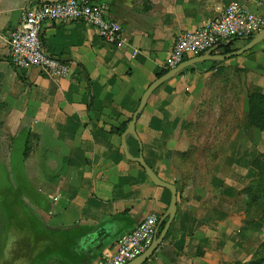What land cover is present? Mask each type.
Instances as JSON below:
<instances>
[{
  "label": "crops",
  "instance_id": "0c3cea01",
  "mask_svg": "<svg viewBox=\"0 0 264 264\" xmlns=\"http://www.w3.org/2000/svg\"><path fill=\"white\" fill-rule=\"evenodd\" d=\"M44 1L55 0H0V163L18 140L28 148L19 168L5 169L16 197L8 211L0 189V264H94L147 214L160 220L168 208L170 193L126 158L122 134L177 36L232 1L264 20V0H88L106 4L122 43L82 21L44 22L43 48L69 66L63 77L10 59L9 33ZM250 38L185 60L241 50ZM251 92L264 94V39L189 66L149 96L127 149L175 185L177 206L146 264H237L264 239V225L248 226L241 211L253 163L264 167V132L246 121Z\"/></svg>",
  "mask_w": 264,
  "mask_h": 264
},
{
  "label": "built area",
  "instance_id": "2783aa9c",
  "mask_svg": "<svg viewBox=\"0 0 264 264\" xmlns=\"http://www.w3.org/2000/svg\"><path fill=\"white\" fill-rule=\"evenodd\" d=\"M106 9V4L88 0H55L25 10L6 39L12 63L19 69L37 67L49 77L68 74L69 66L43 48L41 30L47 21H82L93 27L104 41L120 45L119 25L107 17ZM263 27L261 17L232 1L219 17L179 34L166 57L164 68H175L187 57L212 51L222 42L252 37ZM158 221L155 213L147 214L133 229L119 236L111 254H104L94 264H128L134 260L152 243Z\"/></svg>",
  "mask_w": 264,
  "mask_h": 264
},
{
  "label": "water",
  "instance_id": "95a60500",
  "mask_svg": "<svg viewBox=\"0 0 264 264\" xmlns=\"http://www.w3.org/2000/svg\"><path fill=\"white\" fill-rule=\"evenodd\" d=\"M264 39V27L258 31L256 34H254L250 39L248 44L243 47L241 50L230 52V53H225V54H212L211 52L197 56L192 59H188L185 61H182L180 64H178L175 68H172L162 75L158 76L145 90L143 95L140 98L139 104L134 111L131 120L128 122V125L126 129L124 130L122 134V146L124 150V154L126 158L129 160L135 161L140 166L143 168L145 174L147 177L157 186H160L162 188L167 189L170 192V202L168 205V208L164 214V216L158 221L156 230H155V235L152 243L150 246L138 257H136L134 260L129 262L128 264H144L154 253V251L158 248L162 240L164 239L166 233L168 232V229L170 227L171 222L173 221L175 214H176V206H177V189L174 184L163 181L160 179L155 172L151 169L150 166L145 162L142 154L140 153L137 157H133L129 154L128 149H127V143H126V136L127 135H132L137 139V135L135 132V123L137 120L138 115L142 112L144 109L147 100L151 93L158 88L161 84L166 82L168 79L171 77L175 76L185 68L192 66L198 62L206 61V60H225L227 58H230L234 55H238L248 49H250L252 46L255 44L261 42ZM163 224V227L160 229L161 225Z\"/></svg>",
  "mask_w": 264,
  "mask_h": 264
},
{
  "label": "trees",
  "instance_id": "16d2710c",
  "mask_svg": "<svg viewBox=\"0 0 264 264\" xmlns=\"http://www.w3.org/2000/svg\"><path fill=\"white\" fill-rule=\"evenodd\" d=\"M226 51H229L226 48ZM168 71V69L162 70L158 76ZM247 115L246 121L250 127H254L264 132V94L258 92H251L247 96ZM120 131V130H119ZM118 132V131H117ZM119 133V132H118ZM27 146L21 151L22 157L27 155ZM258 160L253 164L258 170L256 177L252 179L249 184L242 190V195H245L250 202H259L258 210H262L261 213L264 216V167L262 164H257ZM20 165V163H19ZM167 190V189H166ZM169 192V191H168ZM170 193V192H169ZM255 202V203H256ZM163 227L161 225L160 229ZM264 243L261 244L260 250L255 253L253 259L245 264H264ZM147 261L144 263L146 264ZM237 264H241L240 262Z\"/></svg>",
  "mask_w": 264,
  "mask_h": 264
},
{
  "label": "rangeland",
  "instance_id": "374dc122",
  "mask_svg": "<svg viewBox=\"0 0 264 264\" xmlns=\"http://www.w3.org/2000/svg\"><path fill=\"white\" fill-rule=\"evenodd\" d=\"M22 143V139L18 140L16 143V148L14 149V153L13 156H11L10 160L8 162H1L0 163V189H1V199L3 202V205H5V207L7 208V211L9 209V206L11 205H15L14 204V200H16V197L14 196V193H12L10 191V185H11V178H9L8 176H6L5 174V169H9L10 171L15 170L16 168H19L20 165V161L18 160L19 153H20V148L21 150L22 145L19 146ZM257 164H262L263 162L258 160ZM257 170V169H256ZM258 172V170H257ZM13 181L15 178H13ZM256 202V201H255ZM250 202L247 197H245V195H242V207H241V211H243V213L246 216L247 220H250L251 223L248 224V226L252 227L253 225V220L256 218V227L257 229H260L263 225H264V216L262 215L261 211L258 210L259 208V202ZM22 212V210H21ZM25 216V215H24ZM253 222V223H252ZM264 243V239L261 240L257 246L255 247V249L252 251L251 255L249 256V258H246L241 260V264H245L248 263L249 261H251L255 255V253H257L260 250L261 244ZM264 254V252H263Z\"/></svg>",
  "mask_w": 264,
  "mask_h": 264
}]
</instances>
